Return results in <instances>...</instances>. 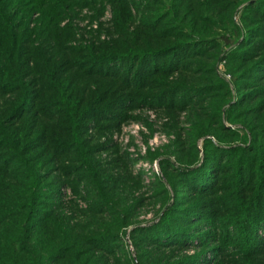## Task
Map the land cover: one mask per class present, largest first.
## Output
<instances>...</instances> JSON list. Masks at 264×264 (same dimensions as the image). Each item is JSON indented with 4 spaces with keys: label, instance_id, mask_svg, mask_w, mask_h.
<instances>
[{
    "label": "trees",
    "instance_id": "obj_1",
    "mask_svg": "<svg viewBox=\"0 0 264 264\" xmlns=\"http://www.w3.org/2000/svg\"><path fill=\"white\" fill-rule=\"evenodd\" d=\"M104 4L114 33L78 39L80 11ZM225 51L237 97L218 73ZM144 105L177 134L147 155L174 191H157L150 228L130 160L89 135ZM0 264H264V0H0Z\"/></svg>",
    "mask_w": 264,
    "mask_h": 264
},
{
    "label": "rangeland",
    "instance_id": "obj_2",
    "mask_svg": "<svg viewBox=\"0 0 264 264\" xmlns=\"http://www.w3.org/2000/svg\"><path fill=\"white\" fill-rule=\"evenodd\" d=\"M259 1V0H252ZM106 6L103 15L99 18L96 16L95 10L91 8H84L80 11L78 19L75 21V25L79 28L77 32L78 39L79 36H86V40L93 41L91 37H88L86 33L88 31L102 33L101 39L106 38V32L114 33V17L112 8L110 5L104 4ZM244 9L239 10V15L236 16V21L238 25L242 28L241 15ZM37 17V15H34ZM95 19V20H94ZM138 21V18H137ZM68 21L64 22V26ZM109 33V34H110ZM83 37V36H82ZM78 45H81L78 44ZM225 53L222 55V60L218 64V73L224 81L229 84L231 90L235 97L238 96L236 87L233 83L232 74L227 70V60ZM126 67L123 65L122 67ZM178 75L168 76V79L172 81L173 78H177ZM128 116L126 120L120 122L119 128L114 130H107L103 132H97L94 129L90 130L92 136H96V140L102 144L107 145V147L115 146V150L118 151V155L122 158L128 159L129 172L132 176L140 178V190L136 196L146 199L144 206L139 212L137 218V226L140 228H150L154 225L160 223L161 215L164 213V207L161 204L162 199L160 196H157V191L164 187L169 192L170 200L174 197V191L172 187L164 177V173L160 164V160H155L152 162L147 159L148 152H159L163 153L168 147H171L176 141V131L170 130L169 127L172 124V119L168 116V113H165L162 110L149 107V106H138L133 109L128 110ZM189 113L183 111L178 116V122L180 127V133L182 138L186 139L188 131L191 129V124L188 122ZM240 128L239 126H236ZM233 128H235L233 126ZM199 150L201 154H204L203 142L199 143ZM100 159L103 162H110L115 159L117 156L114 154V150L103 151L99 155ZM173 163H176L174 157H170ZM177 165V163L175 164ZM162 183L163 186L158 184ZM227 187V186H225ZM224 187V188H225ZM226 190V188H225ZM223 191L222 189L219 190ZM85 194L84 192H82ZM161 201V202H160ZM64 202L69 205L71 202L77 203L79 208L85 210L88 205L86 202L75 195L71 189L64 191ZM69 213V212H67ZM135 227L130 226L124 231L123 234V243L125 250L133 258L136 257L137 251L134 241L131 237V231ZM234 232V227L230 226L228 228ZM200 250L189 248L184 252V255L195 256L199 253Z\"/></svg>",
    "mask_w": 264,
    "mask_h": 264
}]
</instances>
